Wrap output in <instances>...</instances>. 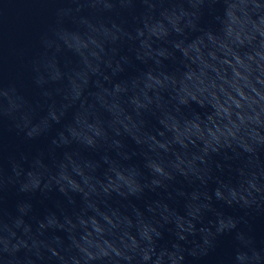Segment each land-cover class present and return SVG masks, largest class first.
<instances>
[{"label": "water", "instance_id": "water-1", "mask_svg": "<svg viewBox=\"0 0 264 264\" xmlns=\"http://www.w3.org/2000/svg\"><path fill=\"white\" fill-rule=\"evenodd\" d=\"M0 264H264V0H0Z\"/></svg>", "mask_w": 264, "mask_h": 264}]
</instances>
